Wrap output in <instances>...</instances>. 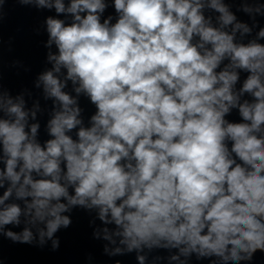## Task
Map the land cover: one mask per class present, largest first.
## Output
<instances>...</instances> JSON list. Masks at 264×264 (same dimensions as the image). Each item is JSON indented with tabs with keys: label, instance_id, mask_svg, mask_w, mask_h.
I'll use <instances>...</instances> for the list:
<instances>
[{
	"label": "clouds",
	"instance_id": "obj_1",
	"mask_svg": "<svg viewBox=\"0 0 264 264\" xmlns=\"http://www.w3.org/2000/svg\"><path fill=\"white\" fill-rule=\"evenodd\" d=\"M12 2L54 15L13 94L0 0V264L4 240L57 252L77 209L112 264L264 254V0Z\"/></svg>",
	"mask_w": 264,
	"mask_h": 264
}]
</instances>
